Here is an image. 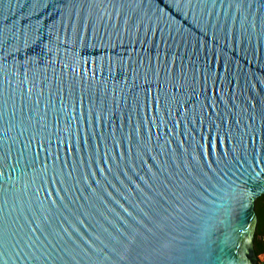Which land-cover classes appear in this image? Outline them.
Returning <instances> with one entry per match:
<instances>
[{
  "label": "water",
  "instance_id": "obj_1",
  "mask_svg": "<svg viewBox=\"0 0 264 264\" xmlns=\"http://www.w3.org/2000/svg\"><path fill=\"white\" fill-rule=\"evenodd\" d=\"M264 0H0V264H258Z\"/></svg>",
  "mask_w": 264,
  "mask_h": 264
},
{
  "label": "trees",
  "instance_id": "obj_2",
  "mask_svg": "<svg viewBox=\"0 0 264 264\" xmlns=\"http://www.w3.org/2000/svg\"><path fill=\"white\" fill-rule=\"evenodd\" d=\"M256 216L254 247L258 259H264V194L258 196L253 203Z\"/></svg>",
  "mask_w": 264,
  "mask_h": 264
},
{
  "label": "built area",
  "instance_id": "obj_3",
  "mask_svg": "<svg viewBox=\"0 0 264 264\" xmlns=\"http://www.w3.org/2000/svg\"><path fill=\"white\" fill-rule=\"evenodd\" d=\"M258 264H264V259H258Z\"/></svg>",
  "mask_w": 264,
  "mask_h": 264
},
{
  "label": "flooded vegetation",
  "instance_id": "obj_4",
  "mask_svg": "<svg viewBox=\"0 0 264 264\" xmlns=\"http://www.w3.org/2000/svg\"><path fill=\"white\" fill-rule=\"evenodd\" d=\"M254 250H255V247H254ZM256 253V252H255ZM256 256H257V254H256ZM257 260H258V256H257Z\"/></svg>",
  "mask_w": 264,
  "mask_h": 264
}]
</instances>
